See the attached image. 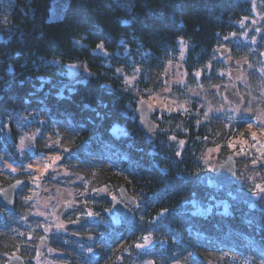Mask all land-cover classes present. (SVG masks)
Wrapping results in <instances>:
<instances>
[{
    "label": "trees",
    "instance_id": "trees-1",
    "mask_svg": "<svg viewBox=\"0 0 264 264\" xmlns=\"http://www.w3.org/2000/svg\"><path fill=\"white\" fill-rule=\"evenodd\" d=\"M51 2L0 0V161L16 154L19 126L5 125L8 115L36 108L45 127L68 128L69 153L95 167L96 187L116 192L124 185L137 198L131 223L109 219L106 196L86 205L104 222L87 219L84 206L76 211L77 233L95 232L97 240L62 245L64 263L134 264L148 258L152 264H204L210 250H230L245 264H264V195L254 194L264 175L235 189L207 180L205 150L232 135L224 121L192 111L165 113L155 136L147 138L138 125L135 94L154 85L180 40L186 83L196 71L205 84L213 80L223 65L217 48L241 29L251 1L131 0L127 6L66 0L62 15L48 19ZM71 62L86 64L91 74L67 86ZM131 70L137 74L127 85L123 72ZM0 179L2 185L11 181ZM197 206L207 210L198 212ZM15 208L0 216V264L22 245L20 227L10 221ZM150 237L153 245L139 252Z\"/></svg>",
    "mask_w": 264,
    "mask_h": 264
},
{
    "label": "rangeland",
    "instance_id": "rangeland-1",
    "mask_svg": "<svg viewBox=\"0 0 264 264\" xmlns=\"http://www.w3.org/2000/svg\"><path fill=\"white\" fill-rule=\"evenodd\" d=\"M116 1L127 6L131 3V0ZM250 1L252 12L241 19V29L228 35L229 41L217 48V56L223 65L215 71L213 80L205 84L200 72L196 71L193 82L186 83L183 67L185 42L180 40L178 53L168 61L154 85L135 91L137 99L146 101L150 116L156 122L165 113L190 111L200 113L205 118L211 116L214 120H223L232 135L223 144L207 147L202 161L208 183H214L212 172L216 171L217 164L228 156L235 158V188L242 187V184L250 185L264 175V0ZM65 3L66 0H52L48 19L60 17ZM66 72L67 86L85 80L91 74L82 62L67 63ZM136 74L137 70L123 72L125 84L132 85ZM232 80L237 81L242 95L238 104L230 102L223 95L226 83ZM39 113V109L27 108L15 110L8 117L7 123L13 117L25 121L28 116V119L25 124L17 123L16 154H12L14 158L10 161H0V177L11 181L23 180L14 201L16 212L10 219L16 221L15 227H20V236L17 238L22 245L16 251L23 255L26 264H65L61 256L65 249L61 246L74 244L77 233L74 226L81 219H74L73 214L84 206L87 219L104 222L103 216L86 205L97 195L108 199L118 195L117 191L108 187H96L95 167L70 155L68 128L55 124L45 127L44 118H40ZM116 128L121 130L120 127ZM157 128L159 130L158 125ZM26 138H32V142H26ZM46 165H50L47 170ZM262 183L255 185V191L264 187ZM3 186L0 179V189ZM59 200H64L66 207L61 214L56 215ZM196 210L202 212L207 209L197 206ZM106 212L112 221L120 218L114 209H107ZM4 213L11 215L10 211L0 209V216ZM22 227L26 230L21 231ZM41 234L46 235L49 241L41 254L37 255L35 249L26 247L36 242ZM154 242L152 237L146 238L139 244L143 247L136 245L137 250H146ZM86 251L93 250L86 248ZM205 256L204 264H245L241 256L230 250H210ZM141 262L134 264H152L148 258L141 259Z\"/></svg>",
    "mask_w": 264,
    "mask_h": 264
},
{
    "label": "water",
    "instance_id": "water-1",
    "mask_svg": "<svg viewBox=\"0 0 264 264\" xmlns=\"http://www.w3.org/2000/svg\"><path fill=\"white\" fill-rule=\"evenodd\" d=\"M223 95L227 100L232 103L238 104L242 95L239 91L236 80L227 82L223 90ZM137 113H138V125L146 137H153L156 133V124L150 116V109L144 100L137 101ZM26 142H32V138L27 139ZM235 159L232 156L226 157V159L217 164V169L212 172V177L215 182L219 185H224L230 188H235L237 184V177L235 175ZM21 184V180L12 181L4 185L0 189V203L5 206L6 209L12 210L14 207L15 194ZM264 189V188H261ZM258 191L264 194V191ZM120 199H114L111 197V204L116 212L127 222L131 223L133 219V210L131 207L126 205L124 201L128 202L131 206L136 205L137 200L126 190L124 186L118 188ZM66 203L63 200H59L56 208V214L59 215L65 208ZM76 238L92 243L96 240L97 235L94 233L77 234ZM48 239L45 235H41L36 242V249L40 254L41 249L47 244ZM5 264H25L22 256L18 253H14L9 256Z\"/></svg>",
    "mask_w": 264,
    "mask_h": 264
},
{
    "label": "snow or ice",
    "instance_id": "snow-or-ice-1",
    "mask_svg": "<svg viewBox=\"0 0 264 264\" xmlns=\"http://www.w3.org/2000/svg\"><path fill=\"white\" fill-rule=\"evenodd\" d=\"M225 39H227V38H225ZM55 159L58 160L59 157H56ZM254 163H255V161H254ZM48 167H50V165H46V166H45V170H47ZM14 170H15V169H13V171H14ZM261 191H264V189H261ZM61 227H62V225H61ZM138 247H143V246H142V245H139Z\"/></svg>",
    "mask_w": 264,
    "mask_h": 264
},
{
    "label": "flooded vegetation",
    "instance_id": "flooded-vegetation-1",
    "mask_svg": "<svg viewBox=\"0 0 264 264\" xmlns=\"http://www.w3.org/2000/svg\"><path fill=\"white\" fill-rule=\"evenodd\" d=\"M42 252V251H41ZM41 254V253H40Z\"/></svg>",
    "mask_w": 264,
    "mask_h": 264
}]
</instances>
